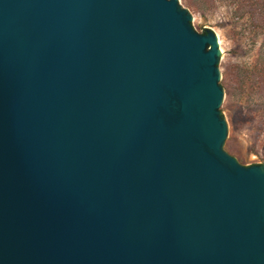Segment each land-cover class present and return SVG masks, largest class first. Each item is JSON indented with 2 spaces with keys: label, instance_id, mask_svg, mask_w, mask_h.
<instances>
[{
  "label": "water",
  "instance_id": "obj_1",
  "mask_svg": "<svg viewBox=\"0 0 264 264\" xmlns=\"http://www.w3.org/2000/svg\"><path fill=\"white\" fill-rule=\"evenodd\" d=\"M179 0H0V264H264V166L224 149L219 31Z\"/></svg>",
  "mask_w": 264,
  "mask_h": 264
},
{
  "label": "rangeland",
  "instance_id": "obj_2",
  "mask_svg": "<svg viewBox=\"0 0 264 264\" xmlns=\"http://www.w3.org/2000/svg\"><path fill=\"white\" fill-rule=\"evenodd\" d=\"M198 30L219 31L226 60L230 124L224 149L241 164L264 166V0H179ZM258 67V68H257Z\"/></svg>",
  "mask_w": 264,
  "mask_h": 264
},
{
  "label": "trees",
  "instance_id": "obj_3",
  "mask_svg": "<svg viewBox=\"0 0 264 264\" xmlns=\"http://www.w3.org/2000/svg\"><path fill=\"white\" fill-rule=\"evenodd\" d=\"M258 57L259 58L257 60L261 61V63L264 64V45L260 48ZM259 77H260V80L262 82V88L264 89V71H262V73Z\"/></svg>",
  "mask_w": 264,
  "mask_h": 264
}]
</instances>
